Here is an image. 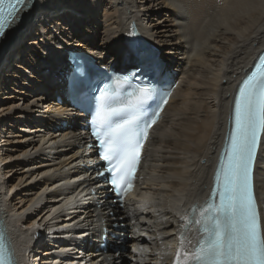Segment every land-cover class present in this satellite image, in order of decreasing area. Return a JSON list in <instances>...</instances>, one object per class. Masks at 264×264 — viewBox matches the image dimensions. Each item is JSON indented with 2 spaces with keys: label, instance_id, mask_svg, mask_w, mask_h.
I'll list each match as a JSON object with an SVG mask.
<instances>
[{
  "label": "bare ground",
  "instance_id": "obj_1",
  "mask_svg": "<svg viewBox=\"0 0 264 264\" xmlns=\"http://www.w3.org/2000/svg\"><path fill=\"white\" fill-rule=\"evenodd\" d=\"M133 21L162 51V68L178 87L146 156L149 192L140 188L137 199L147 205L132 200L120 209L93 178L96 151L87 148L82 114L64 97L63 73L68 52H82L70 49L75 45L97 65H118L117 54L126 65L134 56L123 38ZM262 48L264 0H28L0 44V209L20 264H138L131 262L138 256L143 264H168L179 249H192L198 232L183 220L209 197L233 94ZM35 50L51 59L41 62ZM53 90L61 108L48 96ZM68 111L81 122L60 127ZM256 191L264 229V141ZM114 222L123 228L111 232L129 240L117 254L102 253L101 231Z\"/></svg>",
  "mask_w": 264,
  "mask_h": 264
},
{
  "label": "snow or ice",
  "instance_id": "obj_2",
  "mask_svg": "<svg viewBox=\"0 0 264 264\" xmlns=\"http://www.w3.org/2000/svg\"><path fill=\"white\" fill-rule=\"evenodd\" d=\"M27 4L28 0H0V37L18 22ZM123 82H127V77ZM150 99L152 93L146 88L125 98L108 86L98 98L93 135L101 145L100 156L111 177L108 182L121 197L134 187L148 130L156 123V113L143 118ZM233 123L209 200L198 216L185 217L189 228L193 224L199 228L201 239L191 253L178 252L175 264H264V230L251 182L259 138L264 133V56L239 88ZM183 242L182 237V246ZM0 264H15L3 231H0Z\"/></svg>",
  "mask_w": 264,
  "mask_h": 264
},
{
  "label": "rangeland",
  "instance_id": "obj_3",
  "mask_svg": "<svg viewBox=\"0 0 264 264\" xmlns=\"http://www.w3.org/2000/svg\"><path fill=\"white\" fill-rule=\"evenodd\" d=\"M95 3H97V2H95ZM103 8H101V11H99V13H98V15H99V17L97 18V21L100 23V24H102V12H103V10H102ZM159 18H160V16H159ZM35 21V20H34ZM38 21V20H37ZM104 21V20H103ZM100 25H97L96 26V28H98ZM84 28V27H83ZM39 31L40 30H38V28L36 29V31L35 32H33L34 34H36L37 32L39 33ZM91 30L89 29L88 31H86V29H85V34L87 35V41H90V37L93 35V33H92V31H91V33H89ZM53 33L55 34V32H54V29H53ZM36 37V36H35ZM145 38V37H144ZM13 40V39H12ZM148 42H150V41H148ZM55 46V48L57 47L56 45H53V47ZM27 50H30L31 48H33L32 46H30L29 44H28V42L25 44V46H24ZM70 47V49H73V50H84V49H82L81 47H78V46H69ZM124 48H127V47H124ZM35 51H37V53H39V59H40V61L42 62V61H44V60H49V59H51V56H52V53H45L44 51L43 52H40L39 50H35ZM86 51V50H85ZM161 51V50H160ZM120 52H121V50H120ZM119 53V52H118ZM47 54V55H46ZM160 56H161V58H163L164 59V56H163V54H162V51H161V54H160ZM109 57V59H110V57L111 56H106V58H108ZM106 60V62H108V61H110V60ZM116 63H118V64H121L122 63V61H123V58H122V56L121 55H119V54H117V57H116ZM114 61V60H113ZM26 75V74H25ZM30 92H32V90H30L29 89V93ZM34 93V92H33ZM18 95V94H17ZM40 95V93H38V92H36V93H34L33 94V96L36 98V97H38ZM50 98H51V100L52 101H54V102H56L55 104H54V106L56 107V108H61V106H58V104H60V102L57 100V97L55 98V94H54V90L51 92V94H49L48 95ZM30 102H33V101H30ZM67 114L68 115H65V120L63 121V126H60V127H64V128H66L67 126H69V123H74L75 122V120H77V122L79 123V122H81L79 119L81 118L82 119V121L84 120L83 118H82V116L79 118V117H77L76 115H71L72 114V112L71 111H68L67 112ZM71 115V116H70ZM67 117V118H66ZM71 121V122H70ZM64 123H66L65 125H67L66 127L64 126ZM149 169H147L146 171L147 172H149L150 173V170L148 171ZM147 189L146 190V192L148 193L149 192V190H148V187L147 186H143L142 187V189H141V192L142 193H145V189ZM143 190H144V192H143ZM139 201H141V199L139 200ZM38 247V246H37Z\"/></svg>",
  "mask_w": 264,
  "mask_h": 264
}]
</instances>
